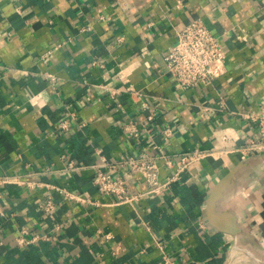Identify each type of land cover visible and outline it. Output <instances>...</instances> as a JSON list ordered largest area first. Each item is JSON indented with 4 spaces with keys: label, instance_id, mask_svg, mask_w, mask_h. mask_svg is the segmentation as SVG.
<instances>
[{
    "label": "crops",
    "instance_id": "obj_1",
    "mask_svg": "<svg viewBox=\"0 0 264 264\" xmlns=\"http://www.w3.org/2000/svg\"><path fill=\"white\" fill-rule=\"evenodd\" d=\"M177 1L0 0V264H164L158 240L174 264H264V149L236 150L264 138L243 115L264 109V0ZM196 17L222 43L225 70L185 89L164 55ZM121 70L133 93L116 101L107 87L126 86ZM195 148L211 153L161 194L117 203L93 181L100 153ZM236 167L215 205L235 218L232 233L208 224L207 201ZM116 170L131 192L149 189L129 165ZM48 195L52 213L39 207ZM25 226L47 235L19 244Z\"/></svg>",
    "mask_w": 264,
    "mask_h": 264
},
{
    "label": "built area",
    "instance_id": "obj_2",
    "mask_svg": "<svg viewBox=\"0 0 264 264\" xmlns=\"http://www.w3.org/2000/svg\"><path fill=\"white\" fill-rule=\"evenodd\" d=\"M181 3V0L177 1V5H181ZM164 58L168 65V73L175 77L181 87L187 89L200 84H210L219 77L225 70L224 60L226 58V51L207 23L201 17H196L177 29V39L170 45ZM16 69L22 71L24 74L29 73L25 69ZM118 76L124 83H127L123 70L118 72ZM107 90L111 98L116 101L118 94L122 91L133 93V88L130 83H127L123 87L114 88L108 86ZM243 115L257 122L260 125L262 135H264V109L259 113L245 111ZM148 117L152 118L153 114H149ZM70 124L69 117H66L58 125L62 129H67ZM128 130L133 134L138 133L137 128L128 127ZM164 133L165 138L168 139L173 133L172 127L167 125L164 128ZM260 149H264V138L258 139L251 137L247 143L236 147V150L243 155H248ZM209 153H211L210 150L198 148L178 154L159 151L154 154H130L119 161H110L103 153H100L101 160L95 164L96 170L93 181L99 191L114 195L117 203L133 202L146 193H164L173 181L180 179L184 172L190 171L192 166L199 163ZM126 164L129 165L128 175L133 172H139L143 175L149 184L147 191L131 192L129 190L128 177L122 173H118L116 170L119 165ZM162 166L172 168V172L164 179L160 177ZM68 167L70 169H77L80 165L74 159H70ZM7 180H10L7 175H0V183ZM68 194L72 196L70 192ZM39 207L48 213H52L56 208V202L52 195H48L40 201ZM0 213H2L1 209ZM61 227V224H56L55 230L59 231ZM30 232L28 226L21 229L18 235L19 244H25L47 235V233H35L34 235L27 236ZM106 236L111 237L112 234L107 232ZM157 245L162 250L163 263L174 264V259L167 251V243L164 240H158Z\"/></svg>",
    "mask_w": 264,
    "mask_h": 264
},
{
    "label": "water",
    "instance_id": "obj_3",
    "mask_svg": "<svg viewBox=\"0 0 264 264\" xmlns=\"http://www.w3.org/2000/svg\"><path fill=\"white\" fill-rule=\"evenodd\" d=\"M239 165H243V162ZM238 167L231 170L227 175H225L219 182L214 184L212 187L208 201H207V217H208V224L212 225L220 230L228 231L232 233H236L239 231V227L235 221V218L228 214L226 216L222 214H218L215 212V205L217 204L219 198L222 195V192L224 191V186L226 182L235 175V172L237 171Z\"/></svg>",
    "mask_w": 264,
    "mask_h": 264
}]
</instances>
